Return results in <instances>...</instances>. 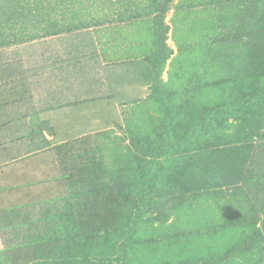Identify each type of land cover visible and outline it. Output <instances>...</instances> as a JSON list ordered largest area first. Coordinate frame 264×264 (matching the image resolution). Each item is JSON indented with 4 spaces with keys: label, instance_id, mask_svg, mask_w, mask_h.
I'll list each match as a JSON object with an SVG mask.
<instances>
[{
    "label": "rangeland",
    "instance_id": "374dc122",
    "mask_svg": "<svg viewBox=\"0 0 264 264\" xmlns=\"http://www.w3.org/2000/svg\"><path fill=\"white\" fill-rule=\"evenodd\" d=\"M252 1L249 8L210 2L184 11L174 3L166 17L174 53L156 69L157 87L121 106L119 120L77 115L71 128L62 127V136L89 133V126L94 132L58 157L50 177L30 165L0 173L5 187L11 173L19 183L31 175L43 195L28 207L0 210V264L21 262L24 253L31 264H194L262 226L264 212L247 194L244 175L255 173L249 185L260 192L264 109L229 110L246 96L264 101V0ZM136 11L99 3L80 15L106 54L128 63L125 76L144 77V67H153L152 16ZM246 28L250 35L239 40ZM14 86L0 93L8 97ZM111 154L125 179L106 173ZM42 177L53 181L44 185ZM261 247L264 258V236Z\"/></svg>",
    "mask_w": 264,
    "mask_h": 264
},
{
    "label": "crops",
    "instance_id": "0c3cea01",
    "mask_svg": "<svg viewBox=\"0 0 264 264\" xmlns=\"http://www.w3.org/2000/svg\"><path fill=\"white\" fill-rule=\"evenodd\" d=\"M99 43L87 27L0 47V90L15 84L12 95L0 93V173L9 174L13 167L28 172L30 165V170L50 177L58 157L73 149L78 138L94 132L89 126V133L62 136V127L71 128L77 115L79 120H119L120 107L136 100L131 99L134 90L144 96L143 89L150 88L142 83L144 77L125 76L122 68L121 99H116L107 68L128 63L114 61ZM111 74L116 78L113 69ZM15 174L9 176V187L0 183V210L43 201L32 189L41 186L31 185V175L19 185ZM40 181L45 185L53 180Z\"/></svg>",
    "mask_w": 264,
    "mask_h": 264
},
{
    "label": "trees",
    "instance_id": "16d2710c",
    "mask_svg": "<svg viewBox=\"0 0 264 264\" xmlns=\"http://www.w3.org/2000/svg\"><path fill=\"white\" fill-rule=\"evenodd\" d=\"M234 1L239 2L240 7L243 5L244 7L249 8L253 5L252 0H180L177 3H175L176 0H0V47L15 45L39 37L91 27L93 26L91 20L82 18L80 11L83 8H91L95 4L100 3L102 7L104 5L119 6L120 10L124 9V14L130 9H136L137 14L135 15H140L144 12L147 15L152 16L151 22L153 25L155 43L153 67L151 65L144 67V79L142 83L155 88L159 84L156 69H161V71H163L168 59L174 53L173 48L169 46L167 42L170 25L166 21L167 14L173 8V4L175 3L176 7L184 11L204 4H209L210 2L223 5ZM53 11H55L58 16H53ZM222 22L224 25L229 26V19L227 17H224ZM249 33L250 28H246L245 34L242 36L238 35L237 37L239 40L244 39L250 35ZM221 36L226 40L230 35L227 34L225 30L222 32ZM214 41H217V39L214 38ZM158 61L160 64L157 63ZM122 67L123 65H121V62H117L107 68L111 86L114 90L115 97L118 100L121 99L118 87L123 84L119 75ZM111 69L114 70L116 78L111 74ZM134 97L135 98L131 99L138 100L142 98V96L137 95ZM251 104L264 109V101L258 102L257 98L246 96L232 105L230 104L229 106L232 107L229 108V110L234 111L235 109H244ZM253 161H255V159ZM247 169V172H249L252 168L248 167ZM105 170L106 173L115 175L118 178L125 179V177L128 176L127 170L125 168L122 169L121 164L117 162L112 154L107 161H105ZM249 173L252 175H248V173L244 175L247 194L250 199H252L254 205L264 212V179L257 177L259 181H261V188L260 192L257 190L256 192L249 185V181L254 180L256 175L252 172ZM30 183L32 186L37 185L35 182ZM22 184L24 183H20L19 185ZM32 189L37 190L35 187ZM17 190L25 192L26 188H18ZM41 197H43V195L40 194L39 198ZM263 236L264 222L261 227L249 234L239 246L230 248L227 252L221 255L214 254L204 257L194 264H261L264 259L263 248L261 247ZM7 253L10 258L14 255L12 254L14 252L9 253L7 251ZM21 258L23 260L21 262L17 261L15 264H31L33 261L30 260V256L25 253L22 254ZM93 262L96 264H116L114 261L104 260H94Z\"/></svg>",
    "mask_w": 264,
    "mask_h": 264
}]
</instances>
